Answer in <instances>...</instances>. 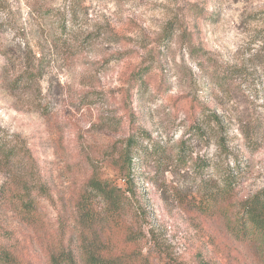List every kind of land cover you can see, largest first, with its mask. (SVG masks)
<instances>
[{"label":"rangeland","instance_id":"rangeland-1","mask_svg":"<svg viewBox=\"0 0 264 264\" xmlns=\"http://www.w3.org/2000/svg\"><path fill=\"white\" fill-rule=\"evenodd\" d=\"M28 57L43 73L15 87ZM134 133L149 264H264L234 234L239 200L264 187V0H0V138L17 147L0 159V246L51 264L62 243L82 264L72 198L90 158L124 185L106 152ZM207 159L236 176L212 213L196 210Z\"/></svg>","mask_w":264,"mask_h":264},{"label":"trees","instance_id":"trees-1","mask_svg":"<svg viewBox=\"0 0 264 264\" xmlns=\"http://www.w3.org/2000/svg\"><path fill=\"white\" fill-rule=\"evenodd\" d=\"M34 59L28 57L25 63L21 64L20 70L15 73L12 80L15 87L32 85L41 77L43 59H37L36 62ZM149 71L150 67H145L136 75V84L141 90L147 86L144 77ZM213 121L216 122L217 127L221 126L216 114L210 117L211 124ZM246 130L244 132H247ZM140 138L141 135L136 136L134 133L107 148L106 160L115 172L123 176L124 185L106 177L102 172L101 164H95L90 157L88 159L91 172L78 194L72 198L76 222L80 229L82 264H142L141 258H144V264L150 263V257L143 254L141 243L152 240L148 238L153 233H144L142 224L138 229L135 228L141 220L146 221V217L147 219L149 217L143 200L137 196L134 175ZM181 146L183 149L184 141L181 142ZM16 150L17 147L7 138H0V159L1 157L9 159ZM143 152L145 155L157 157L156 162H162L158 157L163 153L159 146L155 145L151 151L143 148ZM200 165L203 172L208 173L209 178L207 180L204 177L200 182L198 195L203 205L198 206L196 210L212 213L221 201L230 200L234 192L236 176L227 169L219 176H214L218 166L211 159L203 160V164ZM17 177H19L17 181L19 187L27 185L24 177ZM234 217V234L239 239L257 244L259 251L264 255V187L239 200ZM121 234V239L115 238L116 235L120 237ZM137 246H139L138 250ZM129 247H133L132 253L127 250ZM11 249L8 246H0V264H19L16 251ZM49 255L51 264H76L72 251L65 249L62 243L59 248L51 250ZM26 264L34 263L28 261Z\"/></svg>","mask_w":264,"mask_h":264}]
</instances>
